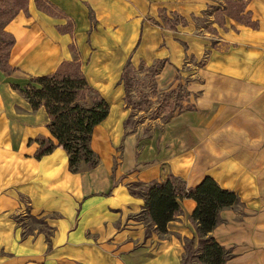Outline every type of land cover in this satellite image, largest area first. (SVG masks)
Here are the masks:
<instances>
[{
  "label": "crops",
  "instance_id": "crops-1",
  "mask_svg": "<svg viewBox=\"0 0 264 264\" xmlns=\"http://www.w3.org/2000/svg\"><path fill=\"white\" fill-rule=\"evenodd\" d=\"M46 1L54 13L29 0L4 28L15 44L0 58V264H183L185 241L196 231L186 219L197 202L182 198L161 234L145 219V198L131 192L136 182L172 174L189 188L211 175L234 190L242 213L239 202L222 209L211 235L231 251L225 264H264V0H241L256 26L225 14L228 5L217 8L212 33L190 22L211 0ZM162 12L168 27L156 20ZM191 26L192 52L207 56L197 72L203 83L191 82L203 92L161 134L141 142L125 128V64L130 58L133 65L139 50L177 64L174 34L183 38ZM73 47L89 84L110 104L92 134L99 163L79 172L52 135L46 108L34 109L14 86L57 71L76 57ZM39 138L56 144L40 159ZM28 208L45 218L49 232H24L18 219Z\"/></svg>",
  "mask_w": 264,
  "mask_h": 264
},
{
  "label": "trees",
  "instance_id": "trees-1",
  "mask_svg": "<svg viewBox=\"0 0 264 264\" xmlns=\"http://www.w3.org/2000/svg\"><path fill=\"white\" fill-rule=\"evenodd\" d=\"M229 1L231 7L226 8L225 14L251 26L257 25L256 21H251V12H245L246 6L241 0ZM36 2L39 7L54 13L53 7L46 0ZM28 3L29 0H0V17L4 18L0 54L2 56L3 53L5 58L15 44V37L4 28L21 10L27 11ZM236 6L240 8L237 9ZM68 24L63 29L66 30ZM73 48L76 57L64 61L57 71L31 77L23 88L14 86L25 93L34 109L41 106L46 108L52 135L67 151L71 170L79 172L82 161L91 162V168L99 163V158L91 147L92 134L95 126L108 116L110 104L89 84L82 71L77 49ZM132 66L129 58L122 75L126 90L125 76ZM180 86L182 85L178 87ZM92 93H96L97 97L94 98ZM36 141L40 144L36 152L38 159L53 152L56 147L51 139L39 138ZM131 192L145 198L143 213L161 234L167 232L169 223L181 211V199L193 198L197 202L191 216L196 223V234L190 239L187 249L194 250L192 256L202 264H225L231 257V251L221 245L211 232L219 223L221 210L238 203L239 196L234 190L222 187L211 175H206L197 186L189 188L183 179L172 174L164 181L136 182L131 185ZM183 264H186L184 257Z\"/></svg>",
  "mask_w": 264,
  "mask_h": 264
},
{
  "label": "rangeland",
  "instance_id": "rangeland-1",
  "mask_svg": "<svg viewBox=\"0 0 264 264\" xmlns=\"http://www.w3.org/2000/svg\"><path fill=\"white\" fill-rule=\"evenodd\" d=\"M163 1L164 0H152L154 3H162ZM169 2H172V0H169ZM226 5H228V8L231 7L229 0H211L207 9L200 15L197 17H190V22H192L191 18H193V23H195L198 28H204L201 30L203 33L207 32V30H209V32L214 31L213 22L215 20L214 17L217 15L216 10ZM236 8L239 9L240 7L236 6ZM162 14L163 15L156 20L161 27H168V23L165 19L169 16L167 12H162ZM137 16L141 17L138 10ZM173 17L175 19L174 21L178 20L179 22H183L180 17L175 15H173ZM148 19L149 17L147 16V20ZM3 21L4 18L0 17V36L2 35L1 28ZM154 28L157 29L158 27ZM191 29L192 26L188 29H184V31H186L184 33L188 35L183 34V38H180L179 34H174V39L179 41L180 44V46L177 47L180 55L177 64L170 61V56L160 61L158 60L159 57L156 56L158 54H150L147 56V54H143L141 50H139L134 57L132 68L126 72L125 81L127 90L125 92V101L130 108V113L125 121V128L127 131H137L141 142L144 139L147 140L161 134L173 117L180 112L181 109L184 110L192 107L193 100H197V96L203 92L201 88L199 90L198 86H192L191 82L196 80L203 83V76L200 73L197 74V72L204 66L207 56L204 55L203 57L197 58L192 52L193 43ZM165 46H167V44L164 42L160 45V48ZM146 49H148V47ZM0 58L4 61L5 56L3 53L2 56L0 54ZM165 65L166 70L163 69ZM164 71H166V74L163 73ZM176 77L179 78V80H177ZM179 83H181L182 86L178 87ZM199 87L202 86L199 85ZM91 95H93L94 98L97 97L96 93H92ZM79 168H91V162L82 161ZM23 201L25 205L28 206V201L25 198ZM235 207L239 213H242L241 202ZM145 219L147 220L146 217ZM18 221L24 227L25 233H31L35 228L49 232L45 218L31 215L29 208L26 214L19 218ZM186 224L189 228L196 230V224L193 219H186ZM176 228L177 226L172 229V232L178 237L179 235L177 234ZM148 229V232L151 231L150 227ZM179 238L181 242L185 240L181 236H179ZM190 239L185 241L183 249V257L186 260V264H202L197 258L192 256L194 250L189 251L187 249Z\"/></svg>",
  "mask_w": 264,
  "mask_h": 264
}]
</instances>
